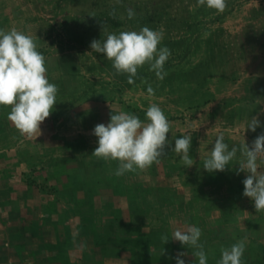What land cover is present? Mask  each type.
<instances>
[{
	"label": "rangeland",
	"instance_id": "rangeland-1",
	"mask_svg": "<svg viewBox=\"0 0 264 264\" xmlns=\"http://www.w3.org/2000/svg\"><path fill=\"white\" fill-rule=\"evenodd\" d=\"M227 5L218 13L198 6L197 0H0V18L9 29L37 35L47 74L53 75L51 83L62 94L57 101L75 110L86 100L83 112L91 111L86 117L73 112L74 121L84 127L78 131L93 134L95 125H106L119 111L147 122L145 113L152 103L171 121L165 155L144 171L116 176L117 161L103 162L91 155L98 146L94 134L92 147L86 143L72 151L61 146L57 164L52 165L55 178L50 169L39 167L42 198L53 195L100 206L90 210L84 226L75 221L69 227L85 235L94 253L105 249L111 264H177L175 257L180 252L186 253L182 257L186 264H198L194 249L171 238L175 228L189 224L202 229L208 264H217L221 246L243 238V264H264V212H256L254 201L243 195L242 181L248 175L238 171L243 157L238 152L224 171L203 168L218 134L223 133L231 148L244 140L251 146L264 132V0H227ZM129 8L135 11L132 19L127 15ZM114 20L120 23L115 25ZM144 26L164 32L161 46L171 50L164 65L167 75L158 79L146 64L129 83L127 74L114 73L108 65L111 61L90 45L109 33L138 31ZM149 86L154 94H149ZM252 116L262 126L244 133ZM44 125L49 131L50 122ZM189 133V155L195 163L184 167L172 149L176 138ZM76 157L79 162L72 160ZM68 162L73 164V173L86 174L87 168L98 173L92 186L84 193L74 192L73 197L54 193L67 185L61 174ZM17 173L22 179L32 176L31 170ZM165 234L169 239L163 244Z\"/></svg>",
	"mask_w": 264,
	"mask_h": 264
},
{
	"label": "clouds",
	"instance_id": "clouds-1",
	"mask_svg": "<svg viewBox=\"0 0 264 264\" xmlns=\"http://www.w3.org/2000/svg\"><path fill=\"white\" fill-rule=\"evenodd\" d=\"M198 6H206L218 13L227 8V0H197ZM129 19L135 17V11L127 9ZM37 35H30L16 28H0V105L10 106L7 114L22 135L38 136L41 123L51 114L59 86L51 83L47 76L46 57L38 50ZM164 39L163 30H153L148 26L136 30L109 33L106 39L93 40L91 49L102 53L112 63L117 74H127L129 83L134 82L138 70L149 66L158 79L163 80L167 73L164 65L171 50L161 46ZM149 94L154 90L149 86ZM147 122L133 113L119 111L110 116L105 125H95L93 134L98 138V146L91 155L105 161L118 162L116 176L126 172L144 171L153 164H159L165 155L166 146L170 144L167 134L171 131V121L163 109L152 103L145 113ZM257 116H252L244 127L255 132L261 127ZM192 135L183 134L175 139L174 150L184 167L195 163L189 152ZM243 157L239 170L248 173L242 181L243 195L254 201L256 212H264V132H261L249 146L245 140L231 148L225 143L223 133L217 135L211 153L203 161V168L208 172L224 171L237 156ZM202 229L196 225L177 227L171 238L182 245L194 249L193 256L198 264H208V254L201 242ZM169 235L161 236L162 243H167ZM246 250V238L224 247L221 246L220 259L217 264H243ZM163 249L161 254L163 253ZM186 253L180 252L175 257L177 264H186L182 258Z\"/></svg>",
	"mask_w": 264,
	"mask_h": 264
},
{
	"label": "crops",
	"instance_id": "crops-1",
	"mask_svg": "<svg viewBox=\"0 0 264 264\" xmlns=\"http://www.w3.org/2000/svg\"><path fill=\"white\" fill-rule=\"evenodd\" d=\"M0 28L9 30L3 17L0 18ZM47 76L50 82L55 81L52 74ZM61 96L57 94V99ZM84 101L79 102L75 110L57 101L50 116L41 123V133L37 137L22 135L7 118L10 106H6V109L0 106L3 109L0 111V264H111L105 256V249H96L94 253V247L86 243L85 235L72 232L69 227L75 221L76 225L84 226L90 212L100 206H92L89 200L76 202L63 197H59V200L53 195H47L44 199L40 194L43 191L40 184L42 168L39 167L50 169L51 177L55 178L52 165L57 164L61 146L73 151L81 149L86 143L90 147L93 145V134L78 131L84 127L74 121L76 116L73 117V112H77L80 117L83 114L86 117L91 112H83L87 108ZM46 122H50L49 131L44 125ZM47 159L48 162L42 164ZM72 160L79 162L80 157ZM72 165L67 163V170L72 173L65 170L67 172L61 174L67 185L60 190L55 189L54 193L64 192L67 197H73L74 192L84 193L87 187L93 185L94 178L98 177L93 167V171L87 168V173L83 174L81 170L73 173L75 170L71 168ZM97 167L104 170L101 164H97ZM22 170H31V179L26 176L22 179L17 173ZM102 207L108 208L110 205ZM58 227L63 230L59 232Z\"/></svg>",
	"mask_w": 264,
	"mask_h": 264
},
{
	"label": "trees",
	"instance_id": "trees-1",
	"mask_svg": "<svg viewBox=\"0 0 264 264\" xmlns=\"http://www.w3.org/2000/svg\"><path fill=\"white\" fill-rule=\"evenodd\" d=\"M150 18H151V17H150ZM113 22H114L115 25H118V24L120 23L118 20H114V21H112V23H113ZM108 65H109V67L111 68V70H113V72H114L115 70H114V68L112 67V64H108ZM110 65H111V66H110ZM112 68H113V69H112ZM114 73H115V72H114ZM114 77L117 78V79L122 78L121 75L118 76V75H116V74L114 75Z\"/></svg>",
	"mask_w": 264,
	"mask_h": 264
}]
</instances>
